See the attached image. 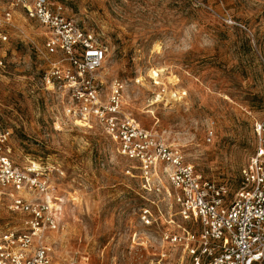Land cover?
<instances>
[{
  "label": "rangeland",
  "instance_id": "obj_1",
  "mask_svg": "<svg viewBox=\"0 0 264 264\" xmlns=\"http://www.w3.org/2000/svg\"><path fill=\"white\" fill-rule=\"evenodd\" d=\"M51 2L108 47L103 91L125 80L126 111L235 193L255 150L254 122L264 118V0ZM6 10L13 20L0 44V127L11 132V159L40 164L58 190L61 226L47 235L53 264H153L162 254L161 264H192L164 239L178 225L192 228L165 174L160 192L144 188L139 162L122 156L101 126L68 118L43 84L56 56L46 51L47 29L14 0H0ZM9 201L0 200V233L25 217Z\"/></svg>",
  "mask_w": 264,
  "mask_h": 264
},
{
  "label": "built area",
  "instance_id": "obj_2",
  "mask_svg": "<svg viewBox=\"0 0 264 264\" xmlns=\"http://www.w3.org/2000/svg\"><path fill=\"white\" fill-rule=\"evenodd\" d=\"M31 18L47 29L45 48L51 58L44 74L45 88L59 96L68 118L101 126L119 144V153L139 162L144 188L161 191L165 174L178 205V214L192 221L164 234L173 249L183 250L192 264H264V118L255 120V150L241 169V186L230 188L207 179L187 161L180 146L154 134L125 109L127 84L115 78L110 91H103L98 72L108 47L97 34L80 26L51 0H14ZM10 10L0 12V44L8 40ZM10 130L0 127V200L9 198L8 209L23 213L21 227L0 233V264H53L48 233L60 228L57 188L36 162L16 164L7 146ZM210 130L207 138H214ZM163 187L165 188L164 184ZM150 209L142 219L151 223ZM161 260L153 264H161ZM71 264H80L72 260Z\"/></svg>",
  "mask_w": 264,
  "mask_h": 264
}]
</instances>
